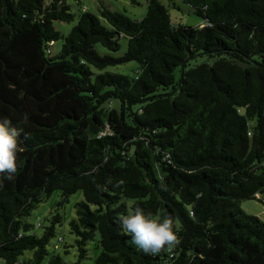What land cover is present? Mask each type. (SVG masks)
I'll use <instances>...</instances> for the list:
<instances>
[{"label": "trees", "instance_id": "obj_1", "mask_svg": "<svg viewBox=\"0 0 264 264\" xmlns=\"http://www.w3.org/2000/svg\"><path fill=\"white\" fill-rule=\"evenodd\" d=\"M182 2L200 24L147 0L139 18L81 10L63 34L53 21L75 18L65 0H0V119L25 149L15 178L0 177L6 264L49 255L61 214L41 235L27 217L54 191L57 206L82 194L68 222L76 258L45 264H83L90 241L93 264H264V221L240 208L264 205V0ZM120 38L122 54L95 49L116 53ZM131 61L132 75L105 70ZM136 206L170 217L180 245L144 254L120 223Z\"/></svg>", "mask_w": 264, "mask_h": 264}, {"label": "rangeland", "instance_id": "obj_2", "mask_svg": "<svg viewBox=\"0 0 264 264\" xmlns=\"http://www.w3.org/2000/svg\"><path fill=\"white\" fill-rule=\"evenodd\" d=\"M66 4L69 6L70 11L75 14V18L72 22L66 23L62 21H53V26L55 29L66 34L71 27L77 21V15L81 10H87L93 13H97L100 6H106L111 10L122 12L131 18H139L146 12L147 0H65ZM160 2L169 10V14L172 22L181 23L184 25H198L201 19L191 12L190 7L182 2V0H160ZM174 2L176 5L174 6ZM104 22V21H103ZM106 23V22H104ZM121 49L112 53L106 48L102 47L100 44L95 45V49L100 54L111 53L113 55L122 54L126 47V39L120 38ZM61 47V40L52 42L50 45L51 55H56ZM138 64L134 61L112 65L105 68L117 73H127L132 75L134 70L137 68ZM94 71H99L94 69ZM60 199L59 191H54L49 197L44 199L39 205L31 212L27 217V221L34 225V232L37 235H41L45 226L49 223V218L51 213L57 208L58 212L62 216L60 223L55 225V234L50 239L47 250L49 255L43 260L41 264H45L48 256L54 253H59L64 261L74 260L76 258V251L74 246V236L69 232L68 222L71 218L75 217V211L73 204L82 199L81 191H76L71 194L68 198V202L62 206H57V201ZM240 208L246 214H253L258 216L264 221V205L261 201L257 199H243L240 201ZM40 223L41 225H39ZM60 237V239H59ZM88 247V258L83 260V264H93L94 258L98 251L94 248V241H90L87 245ZM32 252L26 250L20 255V260H25L31 256ZM0 264H6L2 259H0Z\"/></svg>", "mask_w": 264, "mask_h": 264}, {"label": "clouds", "instance_id": "obj_3", "mask_svg": "<svg viewBox=\"0 0 264 264\" xmlns=\"http://www.w3.org/2000/svg\"><path fill=\"white\" fill-rule=\"evenodd\" d=\"M26 122L27 116L24 117ZM25 151L20 140V130L8 118L0 119V177L12 181L19 170V155ZM3 187V180H0ZM121 227L131 234L132 242L146 255L155 256L167 250L171 252L181 243V237L173 228L170 217L152 216L136 206L120 217Z\"/></svg>", "mask_w": 264, "mask_h": 264}, {"label": "built area", "instance_id": "obj_4", "mask_svg": "<svg viewBox=\"0 0 264 264\" xmlns=\"http://www.w3.org/2000/svg\"><path fill=\"white\" fill-rule=\"evenodd\" d=\"M59 239H60V237H59Z\"/></svg>", "mask_w": 264, "mask_h": 264}]
</instances>
